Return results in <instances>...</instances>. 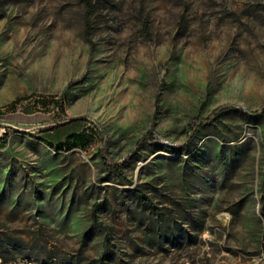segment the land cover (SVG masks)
I'll list each match as a JSON object with an SVG mask.
<instances>
[{
  "label": "rangeland",
  "instance_id": "374dc122",
  "mask_svg": "<svg viewBox=\"0 0 264 264\" xmlns=\"http://www.w3.org/2000/svg\"><path fill=\"white\" fill-rule=\"evenodd\" d=\"M88 1L0 0V253L257 262L264 0Z\"/></svg>",
  "mask_w": 264,
  "mask_h": 264
},
{
  "label": "trees",
  "instance_id": "16d2710c",
  "mask_svg": "<svg viewBox=\"0 0 264 264\" xmlns=\"http://www.w3.org/2000/svg\"><path fill=\"white\" fill-rule=\"evenodd\" d=\"M82 2L85 4V7L87 9V12H86V17L87 18L89 15H90V12L92 11V5L89 3L88 0H82ZM87 27H85L84 29V36L85 38L88 36V32H87ZM87 39V38H86ZM61 104V101L60 100H56V105L57 107L60 106ZM229 111H231L230 109H223L221 110L216 116L212 117V118H205L203 120H199L198 122H196V125L198 126H202L203 124H213L217 121V118L220 114H224V113H228ZM234 111V110H232ZM261 118H263L264 120V108L261 110L260 112V115H259ZM263 135H264V129H263ZM151 136L148 134L147 136L144 137L143 140L145 139H150ZM192 138V135L189 134V137L187 138V141L189 139ZM81 141V138H77L76 140H71V143L72 144H75L76 142H80ZM107 167L109 169H112L114 170L117 175H118V172H119V166L115 163H108L107 164ZM133 196L138 200L139 204H141L142 206L144 207H147V208H150L152 209V205L151 203L144 197L140 194V192H138L137 190H134L133 191ZM258 213H259V216L261 218V221H262V224H263V229H262V234H261V241H260V248L262 250V253L264 255V180L261 184V187H260V200H259V208H258ZM176 241H172V243H175ZM0 258L3 260V261H8V260H11L12 257L11 256H5V255H2L0 253Z\"/></svg>",
  "mask_w": 264,
  "mask_h": 264
},
{
  "label": "built area",
  "instance_id": "2783aa9c",
  "mask_svg": "<svg viewBox=\"0 0 264 264\" xmlns=\"http://www.w3.org/2000/svg\"><path fill=\"white\" fill-rule=\"evenodd\" d=\"M0 264H18V261L16 258L14 259H11V260H8V261H3L1 258H0ZM253 264H264V256L261 255L258 259L257 262L253 263Z\"/></svg>",
  "mask_w": 264,
  "mask_h": 264
},
{
  "label": "bare ground",
  "instance_id": "6f19581e",
  "mask_svg": "<svg viewBox=\"0 0 264 264\" xmlns=\"http://www.w3.org/2000/svg\"><path fill=\"white\" fill-rule=\"evenodd\" d=\"M18 264H41V263L36 262L33 259H25V260L21 259L20 261H18ZM46 264H56V263L53 260H51L50 262H47Z\"/></svg>",
  "mask_w": 264,
  "mask_h": 264
},
{
  "label": "crops",
  "instance_id": "0c3cea01",
  "mask_svg": "<svg viewBox=\"0 0 264 264\" xmlns=\"http://www.w3.org/2000/svg\"><path fill=\"white\" fill-rule=\"evenodd\" d=\"M4 138L3 136L0 134V145H1V142H3Z\"/></svg>",
  "mask_w": 264,
  "mask_h": 264
}]
</instances>
